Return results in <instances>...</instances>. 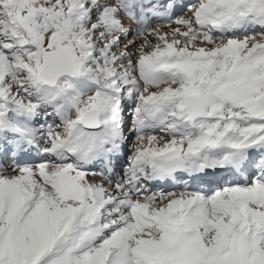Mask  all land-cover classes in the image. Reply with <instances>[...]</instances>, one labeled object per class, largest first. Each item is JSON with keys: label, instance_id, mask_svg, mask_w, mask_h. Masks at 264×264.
<instances>
[{"label": "snow or ice", "instance_id": "6c2138e0", "mask_svg": "<svg viewBox=\"0 0 264 264\" xmlns=\"http://www.w3.org/2000/svg\"><path fill=\"white\" fill-rule=\"evenodd\" d=\"M0 160V264H264V0H0Z\"/></svg>", "mask_w": 264, "mask_h": 264}, {"label": "bare ground", "instance_id": "6f19581e", "mask_svg": "<svg viewBox=\"0 0 264 264\" xmlns=\"http://www.w3.org/2000/svg\"><path fill=\"white\" fill-rule=\"evenodd\" d=\"M181 15V14H180ZM183 15V14H182ZM130 126V125H129ZM131 141H129V143H130ZM131 146V144L129 145V147ZM2 161H0V165H2L3 167H8L9 165H10V161H7L6 162V164H4V163H1ZM119 171H120V166L118 165L117 166V173H119Z\"/></svg>", "mask_w": 264, "mask_h": 264}, {"label": "rangeland", "instance_id": "374dc122", "mask_svg": "<svg viewBox=\"0 0 264 264\" xmlns=\"http://www.w3.org/2000/svg\"><path fill=\"white\" fill-rule=\"evenodd\" d=\"M192 2H194V0H192ZM184 14V13H183ZM131 144V142L129 143V145Z\"/></svg>", "mask_w": 264, "mask_h": 264}]
</instances>
